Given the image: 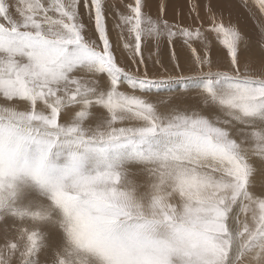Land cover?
I'll list each match as a JSON object with an SVG mask.
<instances>
[{
	"label": "snow or ice",
	"instance_id": "1",
	"mask_svg": "<svg viewBox=\"0 0 264 264\" xmlns=\"http://www.w3.org/2000/svg\"><path fill=\"white\" fill-rule=\"evenodd\" d=\"M187 6L133 0L114 44L107 0H0V264H264V43L242 59L231 0ZM162 37L191 58L151 70ZM161 72L199 103L155 100Z\"/></svg>",
	"mask_w": 264,
	"mask_h": 264
},
{
	"label": "rangeland",
	"instance_id": "2",
	"mask_svg": "<svg viewBox=\"0 0 264 264\" xmlns=\"http://www.w3.org/2000/svg\"><path fill=\"white\" fill-rule=\"evenodd\" d=\"M132 2L133 0H107V4L109 7L108 26H109V31L111 30L110 31L111 38L113 39L112 41L114 44L117 41V34H115L116 32L115 31L113 32L112 30V26L116 22L113 19V14L116 9H119L120 11H125L124 5ZM182 2L188 4L189 0H183ZM222 2L223 0H214V3H222ZM242 2L243 0H231V5H232L231 15L229 14V9L225 8L223 14L224 19L225 22L231 20L232 23L238 24L242 34L245 37V40L241 45L242 59L244 56L247 55L258 57L260 55L261 43H264V41H262L260 37V30L258 29L257 24H255L256 23L255 20L256 19L258 20V17L251 18L252 15L248 17V13L246 12V10L240 7ZM161 3H165L167 5L166 13L168 12V15H165V19H167L170 23H176L177 21H179L183 25L192 24L193 26H195L196 22L194 21V19L189 18L188 6L185 5L186 7L184 6V8H180L182 6V3L181 4L178 3V8H175L174 6H172V3L169 2L168 0H155V4L157 5V7H153L155 12L154 10L153 12H149L148 8L146 9L144 8V11L155 19L159 15ZM167 3H171V4H167ZM148 6L151 7V4L148 3ZM179 8L182 11L180 10L178 11ZM194 15L195 14H193V16ZM201 17H204L203 11H201ZM85 22H87L86 17H85ZM204 23L206 27L208 23L206 19L204 20ZM209 38L211 39V37ZM194 46L199 47L198 44H195ZM173 54H175V57L179 60V62L182 65L185 64L192 56V53L186 47L183 46V42L179 39L175 40L173 45L170 46L167 42V38L162 37L158 49L155 46V44H151V46H146L144 48V57L146 60H149V67L153 71H155L156 68H159V65L155 64L157 60L161 61L166 67H171L173 65ZM219 55H221V53L218 51V46L215 44V41L213 40L212 49H211V56L213 60H215ZM160 75H170L172 76V79H170L168 83L164 84L161 87L158 94L154 97L155 100L170 101L173 104H179L181 106H190V105L195 106L199 103L197 84L195 82H193L192 80L178 78L181 77L180 73L169 72L168 74H164L161 72ZM188 75H189L188 73L183 74V76H188ZM161 110L163 111V107L161 108ZM262 173L264 174V172ZM260 176L259 178L255 179V181L258 187H263L262 182H264L263 180L264 176L261 174ZM261 178L262 180H259ZM5 228L10 229L12 227L9 226ZM5 228L0 226V234H2Z\"/></svg>",
	"mask_w": 264,
	"mask_h": 264
},
{
	"label": "bare ground",
	"instance_id": "3",
	"mask_svg": "<svg viewBox=\"0 0 264 264\" xmlns=\"http://www.w3.org/2000/svg\"><path fill=\"white\" fill-rule=\"evenodd\" d=\"M169 2H171L172 3V6H174L175 8H178V3H182V6L180 7V8H184V6L185 5H188V4H186V3H183L182 1H180V0H168ZM144 2H145V9L146 8H148L149 9V12H153V10H154V8L153 7H157V5L155 4V0H144ZM213 2H214V0H213ZM148 3H150L151 4V7H149L148 6ZM171 3H167V4H171ZM176 3V4H175ZM156 6H155V5ZM154 5V6H153ZM186 7V6H185ZM178 9V11L180 10V11H182L181 9ZM158 10V9H157ZM156 10V11H157ZM246 10V12L248 13V17H250L251 16V13H249L248 12V10L247 9H245ZM154 12H155V10H154ZM159 12H160V10H159ZM154 14V13H153ZM157 14V13H156ZM166 15H168V12L166 13ZM155 16V15H154ZM251 18H254V17H252L251 16ZM249 21V20H248ZM255 24H257V22H258V20L256 19L255 20ZM247 29V28H246ZM259 29V28H258ZM111 31V30H110ZM247 31V30H246ZM249 31V30H248ZM252 31V30H251ZM254 31V30H253ZM114 32V31H113ZM250 32V31H249ZM116 34V33H115ZM254 37V36H253ZM256 37V36H255ZM113 40V39H112ZM248 42V41H247ZM251 49V48H250ZM214 52V51H213ZM262 172H264V171H258V173H257V175H256V177H255V179H257V178H259V176H260V174L261 175H263L264 176V174L262 173ZM261 177V176H260ZM259 180H262V178L261 179H259ZM264 180V179H263ZM259 184H261V183H259ZM262 185H263V187H264V183H262ZM261 186V185H260ZM256 188H257V190H260V188L261 187H258V185L256 184ZM1 222H0V226L1 227H3V228H5V227H12V220H11V218H8V217H5L4 218V220H0ZM42 259H43V257H42Z\"/></svg>",
	"mask_w": 264,
	"mask_h": 264
}]
</instances>
